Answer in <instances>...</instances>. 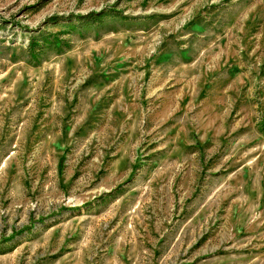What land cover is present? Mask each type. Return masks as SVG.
<instances>
[{"label":"rangeland","instance_id":"374dc122","mask_svg":"<svg viewBox=\"0 0 264 264\" xmlns=\"http://www.w3.org/2000/svg\"><path fill=\"white\" fill-rule=\"evenodd\" d=\"M0 264H264V0H0Z\"/></svg>","mask_w":264,"mask_h":264}]
</instances>
